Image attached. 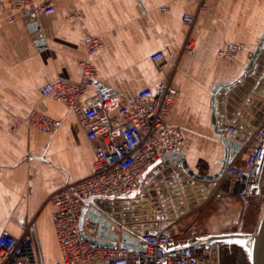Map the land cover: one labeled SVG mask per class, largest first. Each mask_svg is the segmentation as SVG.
<instances>
[{
    "label": "crops",
    "instance_id": "obj_1",
    "mask_svg": "<svg viewBox=\"0 0 264 264\" xmlns=\"http://www.w3.org/2000/svg\"><path fill=\"white\" fill-rule=\"evenodd\" d=\"M49 1L54 10L36 15L0 4V234L19 236L21 220L34 222L45 263L62 264L50 197L92 173L95 151L75 114L64 102L43 96L41 87L59 77L78 81L90 38L101 41L91 57L98 77L117 89L123 102L144 88L156 89L172 73L181 96L170 121L184 129L183 152L196 172L214 173L223 147L212 124V91L249 63L264 35V0H210L204 13L187 0H33L37 7ZM185 12L196 15L193 54L183 52L190 32L182 21ZM229 42L245 48L234 60L219 58ZM157 51L165 53L162 68L151 59ZM32 109L59 121V128L46 133L16 125ZM223 200L141 223H155L175 242L206 236L220 226L210 209ZM195 219L199 229L210 223L207 234L177 232Z\"/></svg>",
    "mask_w": 264,
    "mask_h": 264
},
{
    "label": "built area",
    "instance_id": "obj_2",
    "mask_svg": "<svg viewBox=\"0 0 264 264\" xmlns=\"http://www.w3.org/2000/svg\"><path fill=\"white\" fill-rule=\"evenodd\" d=\"M187 1L196 5L197 13L206 12L210 2ZM0 4L32 15L54 10L51 1L38 7L33 0H0ZM182 21L190 30L183 52L193 54L197 45L191 30L196 24V15L185 12ZM100 46L98 38L87 40V58L80 63L82 76L78 81L59 77L40 89L43 96L62 101L69 107L95 151L92 173L65 183L50 197L55 208L53 223L62 264H219V256L213 255L215 244L164 253L158 245L175 241L162 229H144L133 236L135 250L123 247L121 236L116 246L94 245L86 239L85 236L110 239L116 233L114 227L122 231L111 212L106 211L107 203L123 202L133 195L141 178L151 168L164 156L183 151L186 143L184 129L170 121L181 96L173 83L174 74L169 73L156 89L144 88L131 100L123 102L120 92L98 77L91 61ZM244 48L243 44L229 42L217 56L234 60ZM164 57L163 51L151 55L159 68L163 67ZM219 118L224 135L242 147L233 154L223 174L211 182L213 185L197 196V206L240 195L241 180L245 176L249 178L247 195L264 161V99L252 102L249 96L235 112H222ZM23 123L46 133L60 126L59 121L36 109L16 125ZM261 183L264 184V180ZM90 199H94V203L88 202ZM20 224L19 236L8 231L0 234L1 264H46L35 223L26 224L21 220ZM103 232H107L106 237Z\"/></svg>",
    "mask_w": 264,
    "mask_h": 264
},
{
    "label": "water",
    "instance_id": "obj_3",
    "mask_svg": "<svg viewBox=\"0 0 264 264\" xmlns=\"http://www.w3.org/2000/svg\"><path fill=\"white\" fill-rule=\"evenodd\" d=\"M37 29V25H35ZM250 96L252 102L264 99V35L259 45L249 54V63L238 77L215 85L212 91V124L214 131L223 147V157L219 168L211 174H199L191 167L183 151L168 154L157 166L151 168L145 176V185L140 186L136 193L112 205L107 203L106 211L122 231L114 227L116 233L108 238L85 236L94 245L116 246L121 236L122 246L135 250L136 240L133 236L144 229L156 230L155 223H141L146 220L160 218H176L184 215L189 209L197 206V196L213 185L212 181L219 178L233 158L240 151L241 144L223 133V124L219 115L222 112L233 113L245 103ZM245 107H249L245 104ZM264 161L251 186L261 187V173ZM249 178L241 180L240 195H245ZM201 200V199H199ZM88 202L94 203V199ZM101 204V203H100ZM86 209L83 210L82 221ZM121 232V235L120 233ZM105 237L107 232H103ZM219 244L220 264H264V210L260 223L254 232H233L211 234L183 241L159 244L166 252L188 248L190 246Z\"/></svg>",
    "mask_w": 264,
    "mask_h": 264
},
{
    "label": "rangeland",
    "instance_id": "obj_4",
    "mask_svg": "<svg viewBox=\"0 0 264 264\" xmlns=\"http://www.w3.org/2000/svg\"><path fill=\"white\" fill-rule=\"evenodd\" d=\"M261 180H264V167L261 173ZM213 203L214 202H212V204ZM263 210L264 184L259 187L257 192L251 193L250 195L227 197L222 202L213 204V208L210 209L211 215L215 217L214 219L218 220L220 226L219 228H216L215 232L209 233L208 235L233 232H254L260 223ZM206 214H208V212ZM207 222L209 221L206 220L203 224H206ZM190 223L192 224H190L191 226L189 228H182L180 226V228L177 229V232H187V235H201L207 234L210 230V223L206 224L203 229L198 228L197 220H193ZM215 245L216 247L213 248V255L217 257V255L219 256V244ZM46 263L50 264L48 259H46Z\"/></svg>",
    "mask_w": 264,
    "mask_h": 264
}]
</instances>
